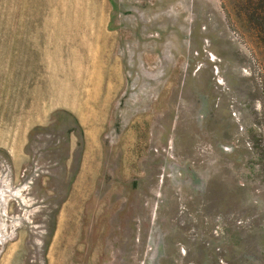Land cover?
I'll return each mask as SVG.
<instances>
[{
    "label": "rangeland",
    "instance_id": "1",
    "mask_svg": "<svg viewBox=\"0 0 264 264\" xmlns=\"http://www.w3.org/2000/svg\"><path fill=\"white\" fill-rule=\"evenodd\" d=\"M260 4L0 0V264H264Z\"/></svg>",
    "mask_w": 264,
    "mask_h": 264
},
{
    "label": "trees",
    "instance_id": "2",
    "mask_svg": "<svg viewBox=\"0 0 264 264\" xmlns=\"http://www.w3.org/2000/svg\"><path fill=\"white\" fill-rule=\"evenodd\" d=\"M259 2H264V0H259ZM263 5L264 4H260L258 6V8H261V10L259 11V13H255V15H254L257 20H260L264 17V14L262 13V12H264V6Z\"/></svg>",
    "mask_w": 264,
    "mask_h": 264
}]
</instances>
